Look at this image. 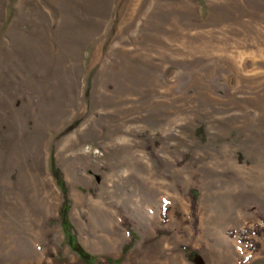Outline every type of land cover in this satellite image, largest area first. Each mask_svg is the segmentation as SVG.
<instances>
[{
	"label": "rangeland",
	"instance_id": "374dc122",
	"mask_svg": "<svg viewBox=\"0 0 264 264\" xmlns=\"http://www.w3.org/2000/svg\"><path fill=\"white\" fill-rule=\"evenodd\" d=\"M0 264H264V0H0Z\"/></svg>",
	"mask_w": 264,
	"mask_h": 264
},
{
	"label": "trees",
	"instance_id": "16d2710c",
	"mask_svg": "<svg viewBox=\"0 0 264 264\" xmlns=\"http://www.w3.org/2000/svg\"><path fill=\"white\" fill-rule=\"evenodd\" d=\"M53 174L56 178L57 184L59 185L62 196H63V203L61 206V218H62V227L65 231V233L69 236L71 239V247L73 250L76 251V253L82 257L83 259L92 261L95 259V256L91 253L87 252L79 243L75 242L73 240V235L70 234L71 232V222L68 218V213L70 210V199H69V188L67 185L66 180L64 179L62 170L55 166L53 170Z\"/></svg>",
	"mask_w": 264,
	"mask_h": 264
}]
</instances>
